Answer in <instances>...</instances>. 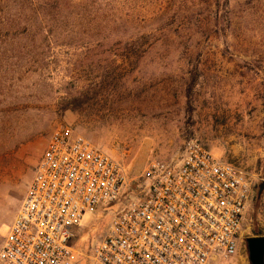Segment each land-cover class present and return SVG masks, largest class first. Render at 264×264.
<instances>
[{
	"label": "rangeland",
	"instance_id": "rangeland-1",
	"mask_svg": "<svg viewBox=\"0 0 264 264\" xmlns=\"http://www.w3.org/2000/svg\"><path fill=\"white\" fill-rule=\"evenodd\" d=\"M136 177L198 141L253 183L264 237V0H0V245L59 127ZM108 225L95 215L81 236Z\"/></svg>",
	"mask_w": 264,
	"mask_h": 264
},
{
	"label": "built area",
	"instance_id": "built-area-1",
	"mask_svg": "<svg viewBox=\"0 0 264 264\" xmlns=\"http://www.w3.org/2000/svg\"><path fill=\"white\" fill-rule=\"evenodd\" d=\"M253 183L189 141L178 161L131 177L110 154L59 126L0 245V264H219L234 256ZM95 215L108 225L81 236Z\"/></svg>",
	"mask_w": 264,
	"mask_h": 264
},
{
	"label": "water",
	"instance_id": "water-1",
	"mask_svg": "<svg viewBox=\"0 0 264 264\" xmlns=\"http://www.w3.org/2000/svg\"><path fill=\"white\" fill-rule=\"evenodd\" d=\"M250 264H264V237H254L247 240Z\"/></svg>",
	"mask_w": 264,
	"mask_h": 264
}]
</instances>
